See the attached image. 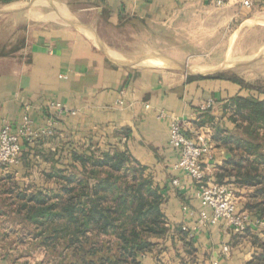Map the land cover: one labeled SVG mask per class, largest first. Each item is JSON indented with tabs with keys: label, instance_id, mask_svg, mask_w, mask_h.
<instances>
[{
	"label": "crops",
	"instance_id": "0c3cea01",
	"mask_svg": "<svg viewBox=\"0 0 264 264\" xmlns=\"http://www.w3.org/2000/svg\"><path fill=\"white\" fill-rule=\"evenodd\" d=\"M250 1L248 6L243 0L221 5L218 0H0V130L10 125L15 131L27 110L35 129L45 127L52 114L49 101L69 109L57 118L52 135L23 144L18 163L0 165V229L7 226L2 223L6 188L52 186L46 174L69 163L63 152L71 157L79 147L107 150L102 146L108 144L128 150L163 191L169 231L141 264H187L190 239L201 264H248L259 249L250 234L264 232V224L257 225L252 214L248 232L236 233L224 220L200 222L201 211L209 209L198 198L200 185L175 167L179 154L169 144V128L179 119L194 137L240 95L239 84L207 78L219 70L203 72L207 52L191 45L201 46L208 26L218 32L235 24L232 39L264 32V0ZM138 39L146 46L132 47L130 41ZM166 40L172 41L170 51L158 47ZM209 99L213 106L202 110ZM225 124L233 129L230 121ZM213 148L209 176L217 180L232 154L215 143Z\"/></svg>",
	"mask_w": 264,
	"mask_h": 264
},
{
	"label": "trees",
	"instance_id": "16d2710c",
	"mask_svg": "<svg viewBox=\"0 0 264 264\" xmlns=\"http://www.w3.org/2000/svg\"><path fill=\"white\" fill-rule=\"evenodd\" d=\"M207 78L262 92L236 75L220 72ZM224 108H233L230 118L235 128L216 125L213 142L232 154L217 172V181L252 190L245 208L264 219V150L259 131L264 128V98L236 95ZM46 176L52 186H35L31 191L6 188L10 196L3 199V211L14 214L21 224L15 230L24 233L20 238L31 233L33 245L45 248L50 264H141L142 256L158 246L156 239L169 231L162 189L128 150H102L90 144L72 151L68 164ZM250 235L259 249L248 264H264V232ZM187 246L196 250L192 241Z\"/></svg>",
	"mask_w": 264,
	"mask_h": 264
},
{
	"label": "built area",
	"instance_id": "2783aa9c",
	"mask_svg": "<svg viewBox=\"0 0 264 264\" xmlns=\"http://www.w3.org/2000/svg\"><path fill=\"white\" fill-rule=\"evenodd\" d=\"M223 4V0H218ZM243 4L251 5L250 0H243ZM214 104L212 99L201 105L202 110L210 109ZM47 110L52 113L45 127L35 129L30 113L25 112L17 129L12 130L10 125H5L0 130V165L18 163L23 150V144L33 143L38 137L49 136L54 133L57 118L69 110L67 105L60 101H49ZM75 113L74 110L69 111ZM213 127L205 125L194 137L186 134L179 119H172L169 128V144L179 154L178 162L175 164L186 172L194 181L200 185L197 193L203 207L200 222H209L213 225L221 220L232 226L236 233H243L252 222L253 213L249 210L239 208L238 197L234 192L233 183H221L209 176L214 157ZM175 185H180V179L173 180ZM253 214V215H252ZM255 223L263 225L264 219L256 217ZM223 251L228 252V245L223 246Z\"/></svg>",
	"mask_w": 264,
	"mask_h": 264
},
{
	"label": "rangeland",
	"instance_id": "374dc122",
	"mask_svg": "<svg viewBox=\"0 0 264 264\" xmlns=\"http://www.w3.org/2000/svg\"><path fill=\"white\" fill-rule=\"evenodd\" d=\"M235 24L227 23L225 24L222 31L214 32V28L208 26L206 33V39H203L201 46L196 41L192 42L191 47L195 48L197 51L207 52V55L202 57L205 59L208 67L201 68L203 72L212 73L214 70L218 69L219 71L214 73H226L229 75H236L247 82L251 83L255 87L262 89L258 91L256 89H247L240 86V95L257 97L260 99L264 98V32L262 31H250L245 33L236 34L234 39L231 38ZM166 35V34H165ZM170 37V33L167 34ZM238 36V37H237ZM115 43H121V41H114ZM171 40H166L164 43L158 47L164 51L171 50ZM184 41L180 39V43ZM156 44L154 40L150 44ZM132 47L146 46L145 42L138 40L130 41ZM135 45V46H134ZM183 56H181L182 58ZM203 61V60H202ZM149 63V62H148ZM194 65V64H193ZM192 71H198L200 68L196 66L189 67ZM188 69V70H189ZM213 73V74H214ZM230 110L226 111L223 109V114H220L219 120L209 117L208 125L213 127V136L215 133V128L218 123L225 124L226 120L233 123V129L235 128V123L231 120L230 116L232 114ZM222 115V116H221ZM222 120V122L220 121ZM232 130V129H231ZM261 134V142L264 150V128L259 129ZM240 134H245L243 131H240ZM213 140V137H212ZM65 143V142H64ZM62 143V144H64ZM69 144V143H67ZM98 148L101 149L98 145ZM111 146V145H110ZM110 146L104 144L102 147L104 149L109 148ZM69 147V146H68ZM87 147V146H86ZM220 147V146H219ZM223 147V146H222ZM81 148L84 147H79ZM63 160H70L68 153H62ZM216 177V176H215ZM228 183V182H225ZM236 197H238L239 204L241 205V210H247L245 208V202L248 199L250 189L240 188L236 189V186L233 187ZM31 191V188L28 189ZM245 190L244 192H241ZM250 190V191H249ZM243 196H247V199H243ZM244 207V208H243ZM6 208V206H5ZM14 215H6L4 217V223L6 230L0 232V264H50L47 262L46 250L42 246H34L33 241L34 237L30 234L22 237L24 233L15 232L21 224L13 217ZM9 224V225H8ZM191 241V239H190ZM190 246H187V264H201L197 256V250L190 249ZM194 247V246H193ZM193 250L194 252H190ZM45 261V262H43ZM205 264V263H204Z\"/></svg>",
	"mask_w": 264,
	"mask_h": 264
}]
</instances>
